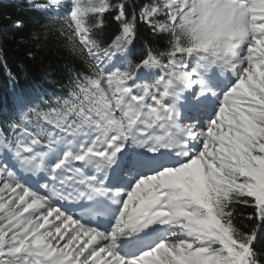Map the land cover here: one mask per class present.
Returning a JSON list of instances; mask_svg holds the SVG:
<instances>
[{
	"label": "snow or ice",
	"instance_id": "1",
	"mask_svg": "<svg viewBox=\"0 0 264 264\" xmlns=\"http://www.w3.org/2000/svg\"><path fill=\"white\" fill-rule=\"evenodd\" d=\"M17 3L0 264H264V0Z\"/></svg>",
	"mask_w": 264,
	"mask_h": 264
},
{
	"label": "trees",
	"instance_id": "2",
	"mask_svg": "<svg viewBox=\"0 0 264 264\" xmlns=\"http://www.w3.org/2000/svg\"><path fill=\"white\" fill-rule=\"evenodd\" d=\"M6 16H10L12 19L8 20L5 18ZM37 18L35 12L19 5L17 0H0V44L7 52L8 67L13 72L19 71L18 64L21 62L29 66V79L21 80V84L28 87L33 84L47 86L52 70L59 69L67 59V55L62 49L49 44L43 49H36V61L26 60L24 53L28 45L18 44V40L11 37L27 36L34 27ZM16 20L23 22L24 27L22 29H16L12 26V22ZM8 86L7 71L4 67H0V101L7 99Z\"/></svg>",
	"mask_w": 264,
	"mask_h": 264
}]
</instances>
